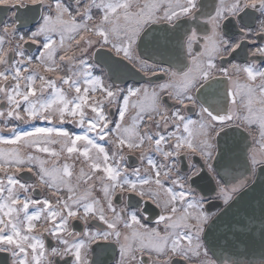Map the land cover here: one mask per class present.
<instances>
[{
    "label": "snow or ice",
    "instance_id": "snow-or-ice-1",
    "mask_svg": "<svg viewBox=\"0 0 264 264\" xmlns=\"http://www.w3.org/2000/svg\"><path fill=\"white\" fill-rule=\"evenodd\" d=\"M0 264H264V0H0Z\"/></svg>",
    "mask_w": 264,
    "mask_h": 264
}]
</instances>
